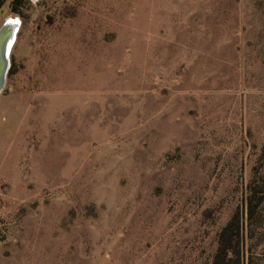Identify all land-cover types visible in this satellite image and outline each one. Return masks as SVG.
<instances>
[{"label": "rangeland", "instance_id": "1", "mask_svg": "<svg viewBox=\"0 0 264 264\" xmlns=\"http://www.w3.org/2000/svg\"><path fill=\"white\" fill-rule=\"evenodd\" d=\"M13 7L0 264H210L264 145V0Z\"/></svg>", "mask_w": 264, "mask_h": 264}, {"label": "trees", "instance_id": "2", "mask_svg": "<svg viewBox=\"0 0 264 264\" xmlns=\"http://www.w3.org/2000/svg\"><path fill=\"white\" fill-rule=\"evenodd\" d=\"M10 1L14 11L18 0ZM210 264H264V145L251 172L244 208L237 207L219 231Z\"/></svg>", "mask_w": 264, "mask_h": 264}, {"label": "water", "instance_id": "3", "mask_svg": "<svg viewBox=\"0 0 264 264\" xmlns=\"http://www.w3.org/2000/svg\"><path fill=\"white\" fill-rule=\"evenodd\" d=\"M14 28L6 21L0 26V91L9 68L8 52L14 37Z\"/></svg>", "mask_w": 264, "mask_h": 264}, {"label": "bare ground", "instance_id": "4", "mask_svg": "<svg viewBox=\"0 0 264 264\" xmlns=\"http://www.w3.org/2000/svg\"><path fill=\"white\" fill-rule=\"evenodd\" d=\"M11 19V18H10ZM9 21H13V20H8V23ZM13 22H16V21H13ZM10 24V23H9ZM19 23H11V25L13 26L14 30L17 28Z\"/></svg>", "mask_w": 264, "mask_h": 264}, {"label": "snow or ice", "instance_id": "5", "mask_svg": "<svg viewBox=\"0 0 264 264\" xmlns=\"http://www.w3.org/2000/svg\"><path fill=\"white\" fill-rule=\"evenodd\" d=\"M9 23L11 24V23H18V21H16V22H13V21H9Z\"/></svg>", "mask_w": 264, "mask_h": 264}]
</instances>
